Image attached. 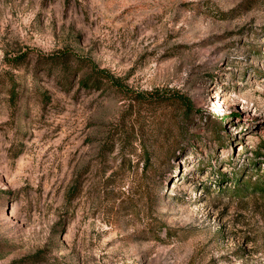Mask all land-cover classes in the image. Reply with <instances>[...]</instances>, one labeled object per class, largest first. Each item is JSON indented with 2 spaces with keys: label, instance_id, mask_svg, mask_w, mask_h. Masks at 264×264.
Segmentation results:
<instances>
[{
  "label": "rangeland",
  "instance_id": "374dc122",
  "mask_svg": "<svg viewBox=\"0 0 264 264\" xmlns=\"http://www.w3.org/2000/svg\"><path fill=\"white\" fill-rule=\"evenodd\" d=\"M263 181L264 0H0V264H264Z\"/></svg>",
  "mask_w": 264,
  "mask_h": 264
},
{
  "label": "trees",
  "instance_id": "16d2710c",
  "mask_svg": "<svg viewBox=\"0 0 264 264\" xmlns=\"http://www.w3.org/2000/svg\"><path fill=\"white\" fill-rule=\"evenodd\" d=\"M90 66H91L92 71H93L92 72V74H93V77H92V80H93L92 82L93 83H92V85L99 86L100 83L103 80H108L111 83H115L114 77L112 75H110V73H108L106 70L99 69L98 66L96 65V63H94L93 61H90ZM89 80H91V78L88 79L86 81V83L89 82ZM136 99H138L137 96H136ZM158 99L159 98H155V100H158ZM138 100H140V98ZM175 100H176L177 104L180 107H182L186 112L191 111V109H192V101L190 100V98L186 97L183 94L177 93V96L175 95ZM131 134H127L126 137L121 141V145H122L121 154L122 155H125V153H128V154H133L134 153L133 141H132V138H130ZM140 141H141L142 153H140L139 156H141V157L143 156L142 159L144 160V164H143L144 170L142 171V176H143V178L147 179L148 178L147 177L148 169L153 166V162L151 160L152 159V153L149 151V148L145 144L144 140L140 139ZM139 147H140V143H139ZM124 160L126 162L128 160L130 161L131 159L129 158V159H124ZM256 169H259V168L257 167ZM235 174L238 175L237 171L235 172ZM242 183H244V181ZM259 189H261L262 193L264 194V183H261L259 185ZM137 206H138L137 204H133L134 208L137 207Z\"/></svg>",
  "mask_w": 264,
  "mask_h": 264
},
{
  "label": "bare ground",
  "instance_id": "6f19581e",
  "mask_svg": "<svg viewBox=\"0 0 264 264\" xmlns=\"http://www.w3.org/2000/svg\"><path fill=\"white\" fill-rule=\"evenodd\" d=\"M222 102H221V100L220 99H218L217 100V104H221Z\"/></svg>",
  "mask_w": 264,
  "mask_h": 264
}]
</instances>
